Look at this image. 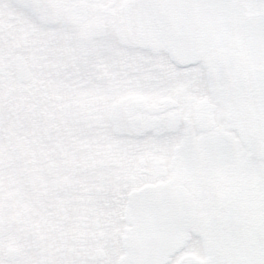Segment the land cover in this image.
<instances>
[{
  "label": "snow or ice",
  "instance_id": "obj_1",
  "mask_svg": "<svg viewBox=\"0 0 264 264\" xmlns=\"http://www.w3.org/2000/svg\"><path fill=\"white\" fill-rule=\"evenodd\" d=\"M0 264H264V0H0Z\"/></svg>",
  "mask_w": 264,
  "mask_h": 264
}]
</instances>
